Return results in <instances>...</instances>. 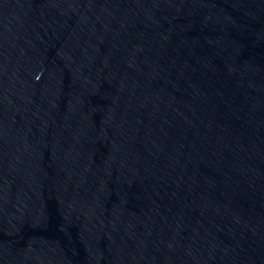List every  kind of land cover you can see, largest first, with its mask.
<instances>
[{
  "label": "water",
  "instance_id": "obj_1",
  "mask_svg": "<svg viewBox=\"0 0 264 264\" xmlns=\"http://www.w3.org/2000/svg\"><path fill=\"white\" fill-rule=\"evenodd\" d=\"M0 264H264V0H0Z\"/></svg>",
  "mask_w": 264,
  "mask_h": 264
}]
</instances>
